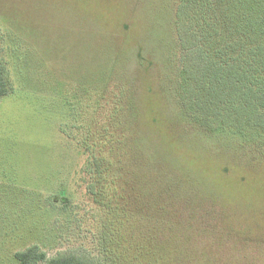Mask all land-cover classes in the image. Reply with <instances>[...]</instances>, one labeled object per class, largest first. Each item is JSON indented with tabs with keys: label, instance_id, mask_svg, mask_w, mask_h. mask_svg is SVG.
<instances>
[{
	"label": "rangeland",
	"instance_id": "374dc122",
	"mask_svg": "<svg viewBox=\"0 0 264 264\" xmlns=\"http://www.w3.org/2000/svg\"><path fill=\"white\" fill-rule=\"evenodd\" d=\"M171 3L0 0V58L17 82L0 104V264H17L14 253L34 244L49 258L96 255L107 216L88 193L87 151L71 127L78 112L88 123L91 108L71 110L51 89L73 92L107 74L112 85L127 80L136 93V103L117 119L113 150L107 148L120 199L126 191L123 202L136 205L141 188L167 187L192 212L200 209L188 230L196 239L191 245L216 264H264V156L189 100L196 117L215 125L192 123L179 99L162 90L167 60L178 51ZM77 92L73 98H80ZM108 93L100 121L113 111L116 86ZM56 196L70 198L67 210L49 208ZM184 211L186 217L190 211ZM35 221L43 222L41 230L24 233ZM19 234L8 244L7 236ZM191 245L185 249L198 255ZM144 257L145 264H169L166 252ZM202 259L198 264H206Z\"/></svg>",
	"mask_w": 264,
	"mask_h": 264
},
{
	"label": "trees",
	"instance_id": "16d2710c",
	"mask_svg": "<svg viewBox=\"0 0 264 264\" xmlns=\"http://www.w3.org/2000/svg\"><path fill=\"white\" fill-rule=\"evenodd\" d=\"M171 5L174 9L170 10V17L174 19L172 23L178 51L167 60L162 90L174 99H179L185 107L186 118L192 123L199 126L215 125L212 119L201 120L196 117L195 111H190L187 106L189 100L204 105L210 117L218 120L220 127L233 133V137L239 139L240 144L251 148L254 155L263 157L264 0H174ZM109 75L92 76L87 88L79 84L75 90H78L80 98L72 97L75 90L51 89V93L54 91L63 98L70 109L71 106L82 104L90 105L91 108L89 113L92 117L88 123L78 112L71 127L72 130L76 128L73 133L76 132L75 137H80L79 143L87 151L84 170L91 180L88 193L107 216L100 231L96 255L87 251L86 255L65 254L49 258L39 244H34L15 252V262L145 264L143 258H147L144 255L151 257L155 251L166 252L169 264H184L185 259L190 264H198L203 255L209 257L202 259L206 264H216L214 257L191 245L196 239L193 231L188 230L195 225V215L201 216L200 209L192 212L183 199L167 187L155 186L150 191L141 188L136 205L129 201L123 202L126 191H123L121 199L120 191H115L114 162L107 157L117 141L114 134L122 121L117 119L123 117L126 105L131 108L136 103V93L134 85H130L127 80L117 79L119 82L113 84L116 86L113 111L105 115V121H100L99 112H105L109 102L108 91L113 86V76ZM186 82L189 87L187 91ZM53 84L55 82L51 80ZM16 86V79L0 58V104L16 91ZM122 95L126 97L123 105ZM214 112L218 113V117L213 115ZM108 147H111L109 151ZM54 199L49 205L51 210L59 205L68 209L70 198L56 196ZM185 209L190 211L186 217ZM41 223L35 221L33 225L25 226L24 233L40 231ZM20 234L17 237L7 236L8 244L10 240L19 239ZM187 243L192 249H197L198 255L193 250L185 249ZM8 255L7 250L5 258ZM4 261L2 259L1 264Z\"/></svg>",
	"mask_w": 264,
	"mask_h": 264
}]
</instances>
